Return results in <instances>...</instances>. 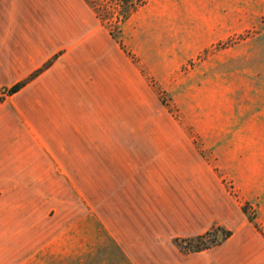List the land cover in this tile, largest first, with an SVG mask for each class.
Segmentation results:
<instances>
[{"label":"rangeland","instance_id":"obj_1","mask_svg":"<svg viewBox=\"0 0 264 264\" xmlns=\"http://www.w3.org/2000/svg\"><path fill=\"white\" fill-rule=\"evenodd\" d=\"M94 4L0 0V264H264V0Z\"/></svg>","mask_w":264,"mask_h":264},{"label":"trees","instance_id":"obj_2","mask_svg":"<svg viewBox=\"0 0 264 264\" xmlns=\"http://www.w3.org/2000/svg\"><path fill=\"white\" fill-rule=\"evenodd\" d=\"M87 5L91 7L95 11V14L100 18V14L96 8L95 2L101 1V0H83ZM107 3H109L111 9H112V15L113 19L116 24H122L124 23L128 17L138 8L140 7L145 0H104ZM24 86L23 83H18L13 85L7 93L9 95H14L17 93L22 87ZM230 236V232L222 233L220 236V241H224ZM207 249L206 246L196 247L194 248V251L198 252L201 250Z\"/></svg>","mask_w":264,"mask_h":264},{"label":"crops","instance_id":"obj_3","mask_svg":"<svg viewBox=\"0 0 264 264\" xmlns=\"http://www.w3.org/2000/svg\"><path fill=\"white\" fill-rule=\"evenodd\" d=\"M248 243L246 244H238L236 246V248L232 251L231 253H229V257L227 259H217L214 261L213 264H253L254 260L250 261V263H245V261L247 260V258L252 257L253 258L256 256V259H258L257 254H258V248L257 245L254 244L253 245V249H252V245L250 246V248H248ZM252 249L253 254H249L248 255V251H250ZM264 254V253H263ZM234 256L237 257L238 259L234 262ZM188 264H193L191 262H189ZM201 264H210L208 262H202Z\"/></svg>","mask_w":264,"mask_h":264}]
</instances>
